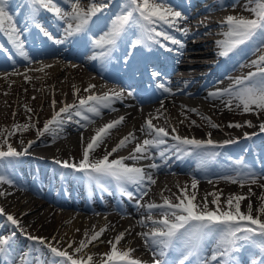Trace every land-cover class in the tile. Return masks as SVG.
Here are the masks:
<instances>
[{
  "label": "bare ground",
  "instance_id": "obj_1",
  "mask_svg": "<svg viewBox=\"0 0 264 264\" xmlns=\"http://www.w3.org/2000/svg\"><path fill=\"white\" fill-rule=\"evenodd\" d=\"M85 1L79 0L82 7ZM119 1L110 0L111 5L92 18L90 32L87 35L80 34L64 44L53 43L30 24L29 31L24 33L27 59L19 55L6 34L0 32V45L7 49V51L0 49V150L7 151L5 138L7 143L18 151L27 148V154L18 158H7L0 163V174L11 181L0 183V193H4L0 195V207L4 208L6 214L13 215L20 222V227H16L7 221L6 215H0V239L8 240V244L3 245L5 251L0 252V264H61L62 258L55 256L48 245L66 250L76 259L87 261V256L92 255L93 264H104L106 257L103 254L111 250L109 241L115 242V237L121 232L125 235L117 245L119 251L132 249L130 258L140 260L143 264H154V259L160 257L153 255L152 246L146 245L144 237L139 234L145 232V227L153 228V220H159L153 215L155 210L160 211L159 213L164 211L161 208L149 210L147 207L149 203L156 201L157 198L163 201L169 198L178 202L171 193L160 192L161 189L171 192L166 184L174 187L181 195L180 198H183L181 189H186L189 197L195 196L193 202L196 204H202L206 195L208 204H212L215 197L211 194L215 193L220 197L219 202L223 201L225 204L220 206L221 209H227L229 196H245L246 199L240 201L241 211L246 213L247 206L251 203L253 216L259 215L258 209L262 203L261 197H264V189L239 190V183H235L237 185L229 187L222 193L213 189L215 185L223 184L222 179H227L228 184H234L228 178H236L243 173L230 164L232 159L242 162V155L245 153L243 156L245 166L248 165V159L254 166L257 165L258 159L264 160V154L257 153L248 146L251 137L237 139V131L244 132V129L250 127L246 122L250 121L251 127H260L263 120L254 118L231 120L234 118L231 116L260 113L261 110L253 108L249 112H244L242 106L236 107L237 102L233 98L227 95L216 97L210 95L229 88L235 79L257 70L256 67H250L246 74H240L238 65L228 64L230 56L241 46L228 56L219 55L220 47L217 42L226 39L221 30L228 28L226 18L234 15L232 12L236 6L235 0H166L176 10H180L184 5L189 9L199 8L195 15L189 13L184 15L186 19L178 21L176 27L156 26L159 31L167 32L181 41L184 47L172 44L163 37H156L159 43L149 41V46L140 44L132 47L141 36V30L137 26V30L133 32L127 30L120 38L113 50L116 61L110 69H106L98 64L102 59L99 57L102 50L94 47L91 41L107 31L108 22L114 17ZM20 2L21 0H11V9H15L16 4ZM56 2L62 8L70 5L68 0ZM246 2L249 3L250 0ZM202 4L205 6L201 7ZM25 18L26 13L23 12L16 18L21 29L25 26ZM198 18L201 20H196ZM37 19L56 37L63 36L64 21L52 13L42 10ZM199 25L202 26L201 29H198ZM255 49L251 52L254 50L255 53ZM93 56L98 58L92 59ZM110 59L111 57L104 61L106 67ZM204 60L206 62H203ZM251 63L252 60L247 58L243 64L248 66ZM205 69L206 72L201 73ZM153 71L159 75L153 77L151 75ZM164 75L170 77L171 87H178L176 93L172 89L170 92L156 90L155 82L163 81ZM120 77L126 81L124 88L118 85ZM143 82L149 89L146 99L141 101L137 95L129 93L131 87L140 88L144 85ZM8 83L14 88L27 84L26 96H20L15 105L9 97L12 91H3V86ZM90 85L95 87L89 89ZM32 90L37 91L35 96L30 95ZM120 92L123 93L120 98L113 99L108 107L100 108L101 116L95 115L88 121L84 119L74 124L77 117L75 112L77 110L84 112L87 109V106L79 108L80 98L89 95L111 96ZM6 94L9 98L2 99ZM36 96L40 98L39 103L29 102L30 98L34 99ZM229 100L232 101L231 108L226 106ZM6 105L10 107L12 114L1 113V108ZM16 105L23 106V110H17ZM65 105L77 106L70 110L72 118L68 121L71 123L51 125L49 132L38 134V130L43 129L45 122L52 119ZM120 108L124 109L118 112ZM24 115L25 124L29 127L26 130H17L18 135L15 137L8 136L11 131L7 130L5 123L10 120L17 124L25 122ZM66 116L68 114H63L61 119L64 120ZM120 117H124V120L118 127L125 128V124H131L132 130L129 133H133L134 136L141 131L146 119L153 118L162 122L157 123L158 127H163L170 133L165 138L167 143L153 149L147 159L125 160L130 166L143 168L146 175L155 179V184H150L147 180L139 185L125 184L122 191L121 185L115 180L101 183L90 181L83 173L66 169L56 163L57 160L71 162L73 158L78 163L82 159L84 147L95 135V130ZM196 117L198 121H194ZM202 117H209L211 123L218 127H211L209 120ZM183 118L189 122L183 121ZM230 124H240L241 127H229ZM173 128L175 132L172 131ZM177 134L182 138L205 141L210 138L216 141V144L195 150L189 147L190 154L176 153L173 145L178 142L173 136ZM120 136L121 133L118 135L111 133L104 143L90 153V160L100 159L111 153L125 137ZM227 140L234 142L225 144L224 141ZM29 142H32L30 147ZM142 142L133 140L127 142L126 146L112 153L109 160L128 157L136 145ZM245 144L248 146L246 149ZM159 150L164 151L166 155L161 157ZM153 162L158 165L157 168L149 167ZM169 163H173L172 166L168 165ZM171 173L177 174V177H171ZM193 180L198 182L195 189L191 187ZM127 191L132 193L134 200L125 198ZM166 194L167 197L163 198ZM107 200L116 201L118 204L125 200L127 207L124 208V213L117 214V204L113 208L106 202ZM131 216L133 219L128 222V217ZM102 228H106V231L98 239L91 240V237ZM28 236L44 238L45 243L41 244L38 240L29 239ZM216 239L217 237L211 234L206 236L201 243L200 259L191 257L186 264H200V260L203 259H208L209 264H216L210 260L215 250ZM81 240L86 242L87 247L81 253H75L74 250ZM177 257L178 254L170 249L165 258ZM238 259L242 264H251L252 259L259 261L261 257H253L250 252H245Z\"/></svg>",
  "mask_w": 264,
  "mask_h": 264
},
{
  "label": "snow or ice",
  "instance_id": "obj_2",
  "mask_svg": "<svg viewBox=\"0 0 264 264\" xmlns=\"http://www.w3.org/2000/svg\"><path fill=\"white\" fill-rule=\"evenodd\" d=\"M68 2L71 10H65L59 6L56 0H21L19 4H16L15 9H11V0H0V32L5 33L16 52L27 59L28 53L25 51L26 37L24 33L29 31L30 24L39 29L43 36L53 41V43L64 44L80 34L87 35L90 32L89 25L92 18L108 8L110 0H92L87 9L80 5L79 0H68ZM42 10L48 11L59 20L64 21L65 26L62 37H56L53 32L48 31L38 22L37 18ZM245 10L250 11L254 18L237 16H228L226 18L228 30L223 33L226 39L217 42L218 46L222 48L219 55L228 56L230 52L253 40L259 41V50L264 52V0H250V4L245 6ZM22 12L26 13L23 29L18 27L16 19ZM184 19L186 17L183 13L168 4L166 0H125L122 5V11L111 19L107 31H104L98 38L93 39L91 43L94 47L102 50L99 53L100 58H109L126 31L132 26H138L141 30V36L132 47L140 44L149 46V41L159 43L156 37H163L164 40H169L172 44L180 45L183 48L184 45L181 41L175 39L167 32L157 31L156 26L167 25L176 27L177 22ZM184 31L187 34V29ZM0 49L7 51L4 45H0ZM97 58V56L92 57V59ZM252 64L257 69L255 72H250L245 77L235 79L229 88L218 90L210 95L214 97L227 95L237 102L236 107L242 106L244 112H249L253 108L264 110V54H261ZM152 75L158 76L159 73L153 72ZM94 87V85H90L89 89ZM159 87L164 88L165 91H171L164 84H160ZM89 89H85V91ZM122 95V92L111 96L108 94L103 96L89 95L86 98H80L79 108L83 109L87 106L89 112L95 113L96 116H101L100 108L108 107L113 99H118ZM226 106L231 108L232 101L226 102ZM53 107H55L54 100ZM76 107V105H65L59 113L54 114L52 119L45 122L43 129L38 130V134L43 135L49 132L51 125L62 124L63 120L61 117L63 114H68L67 118L71 119L70 110ZM27 110L31 111V109ZM191 111L197 110L191 109ZM75 115L80 116L81 112L77 110ZM202 118L209 120L211 123L209 117ZM85 119L88 118L85 117ZM123 120L124 117H120L118 120L111 121L95 130V135L91 137L86 147H84L82 159L78 163L74 158L71 162L68 160H57L56 163L61 164L66 169L83 173L90 181L101 183L107 180H115L121 185L122 191H124L123 185L125 184L139 185L145 180L150 184H155V179L150 175H146L143 168L130 166L125 163L127 159H147L153 149L167 143L165 138L170 133L163 127L154 126L152 119L147 120L141 130H147V134L153 136V138L144 139L142 143H138L133 153L128 157L109 160V156L112 153L126 146L127 142L135 139L133 133L123 137L112 149L111 153L105 154L100 159L90 160V153L104 143L105 139L111 134V130L120 125ZM193 123L195 122L193 121ZM246 123L248 126H252L250 121ZM28 127L29 125L27 124L13 125V130L8 133V136L13 135L19 129L26 130ZM84 127H87V125H84ZM211 127L215 128L218 125L211 123ZM229 127H241V125L230 124ZM260 127L264 131V124ZM172 131L175 132V128ZM173 139L178 142L173 145V149L176 153L181 154H190L189 147L192 150L202 149L206 145H214L216 143L210 138L205 141L188 137L182 138L178 134L173 136ZM81 141L83 142V137H81ZM233 142L231 140L224 141L225 144ZM4 143L7 145V151L0 150V163L7 158H18L27 154V148L23 151H18L10 143H7L6 138ZM31 143L29 142V147ZM159 154L161 157L166 155L164 151H160ZM149 167L157 168L158 165L152 163ZM228 179L233 183L243 184L245 181L255 183L257 177L252 173H246L236 178L229 177ZM5 182L11 183L10 180H6L4 175L0 174V183ZM197 183L196 180H193L192 189L197 187ZM181 193L183 198L177 197V203L165 198L163 204L149 203L147 205L149 210L156 208L164 210L160 220L152 221L154 227L150 232L139 234L144 237L146 245L152 246L153 255L160 257L154 259V264H186L191 257L199 260L202 251L201 243L210 234L217 237L215 250L210 256V260L216 262V264H242L238 257L245 252H250L253 257H261L259 261L252 259L251 264H264V219H262L264 217V197H261L262 203L258 209L259 215L254 217L251 203L248 204L246 213L241 211L240 201L246 199L245 196H229L227 198V209H221L219 204L220 197L212 193L211 195L215 197L212 200V204L216 207L210 209L207 195L202 204H196L193 202L195 196L189 197L186 189H181ZM126 194L131 198V192H126ZM144 194L146 195L147 192ZM0 195H4V193H0ZM0 215H6L7 221L16 227H20L19 220L11 214H6L3 207H0ZM104 231H106V228L100 229L99 232H96L91 237V240L98 239ZM124 235L125 233L121 232L115 237V242L109 241L111 250L103 254L106 257L104 264H143L140 260L130 258L132 249L123 252L118 250L117 245ZM28 238L38 240L41 244L45 243L44 238L34 236H28ZM7 244L8 240L6 238L0 239V252L5 251L3 245ZM48 247L55 256L62 258L61 264H93L92 255H88L87 261H85L84 259L74 258L66 250H61L52 245H48ZM69 247H71V244H69ZM86 247V242L81 240L74 251L75 253H81ZM170 249L173 253L178 254L177 259L165 258ZM200 264H209V261L208 259H203L200 260Z\"/></svg>",
  "mask_w": 264,
  "mask_h": 264
},
{
  "label": "rangeland",
  "instance_id": "obj_3",
  "mask_svg": "<svg viewBox=\"0 0 264 264\" xmlns=\"http://www.w3.org/2000/svg\"><path fill=\"white\" fill-rule=\"evenodd\" d=\"M246 1L247 0H235L234 5H236V6H235L234 11L232 12V13H234L233 16L245 17V18H247L249 16H253L250 11L245 10V6L250 4V2L247 3ZM91 2H92V0H86L83 8L87 9ZM124 3H125V0H120L119 1L118 9L114 12L115 15L122 11V5ZM110 5H111V3H109V6ZM194 8L191 10V12L195 11ZM64 9L71 10L70 9V5L69 6H68V4L65 5ZM201 18L203 19L204 17H201ZM201 18L200 19L198 18L196 20L200 21ZM110 21L108 22L109 25H110ZM136 27L137 26L130 27L128 29V32H133V31L137 30ZM201 28H202V26L199 25L198 29H201ZM227 30H228V28L227 29L224 28V29L221 30V32H226ZM157 31H159V29H157ZM259 45H260L259 41H256V40H253L251 42L246 43L241 49H239V51L237 52V54L233 58V60L232 59L228 60V64L231 65L233 63L234 66L238 65L237 68L239 69V73L240 74H246L250 67H255L252 63L249 64L248 66H245L243 63L246 61V59L248 58V60H252V62H253L254 60H257L261 54H264V52L259 50V47H260ZM254 48H256L255 49V53H253L254 50H253V52H251V50L254 49ZM111 55L113 57H115V55H113V52H112ZM244 57H245V59H244ZM241 58H242V61H240ZM37 81H38V83H40L39 80H37ZM26 88H27V84L26 83H24L21 86H19V88H14L11 85V83H8L6 86H3V91H9V90L12 91V94L9 95V97L13 100L12 104L15 105L16 100L20 96H22V97L26 96V92H25ZM36 93H37L36 90H32L30 92V95L35 96ZM9 97H8V94H6V95H4L2 97V99H8ZM33 101L36 102V103H39L40 102V98L36 96L34 99H32V98L29 99V102H33ZM16 109L17 110H23V106L16 105ZM46 110H47V108H46ZM1 113L12 114L13 112L10 109V107L6 105V106H3L1 108ZM25 117H26V115L23 116L24 120L26 119ZM231 117H234L231 120H235V121L246 120V119H249V118H254V119H257V120L261 119V120H263L262 124H264V110H261L260 113H253V114H249L248 113V114H243V115H235V116H231ZM63 121L65 122L66 118ZM146 121H147V119H146ZM183 121L189 122L186 118H183ZM194 121H198V118L197 117L194 118ZM152 122H153V125H155L157 127H158L157 123L158 124H160V123L162 124V122L160 120L158 121L155 118L152 119ZM25 123H26V120H25V122H21L20 124H17L13 120H10V121L5 123V127L7 128L8 131H12L13 130V125H24ZM262 124H260V125H262ZM124 127L125 128H119L117 126L116 128L112 129L111 130L112 135H118L119 133H121L120 137H122V136L127 135L132 130V129L130 130V128H132V125L129 124V123L125 124ZM120 129H122V130H120ZM125 129L127 131H125ZM141 129H142V127H141ZM16 135H18V134L15 131L14 134H13V137H15ZM143 135H148L147 137L153 138V136L147 134V130H145V131L141 130L140 132L135 134V139L133 141H136V142L139 141L138 140L139 137H142ZM237 135H238L237 139H240L242 137H251L252 139H250L251 142H248L249 143L248 146L253 148V151L255 150V152H257V153L264 154V131L261 130V127H259V126L248 127L247 129H244V132L237 131ZM252 136H254V137H252ZM139 142H141V141H139ZM248 146L245 144L244 149H246ZM243 156H245V153H243V155H242V160H243L242 162L239 161V160H236V159H232L230 161V164L232 166L236 167V169H239V172H243L240 175H244L246 173H252V174H254L257 177V179H256L255 183H252L250 181H245L243 184L239 183V186H238L239 190H243V189H245V190H252V189L253 190H263L264 189V164H263L264 160H259L258 159L257 165H261L262 167L261 168H257L256 167L257 165L254 166V163L251 160L248 159L247 160V164L249 165V167H248V165L245 166L246 162L244 161V157ZM230 157H233V156L230 155ZM226 160H229V158H226ZM222 183H223L222 185H215L213 187V189L217 190L218 193H222L225 190H227L229 187H234V185L238 184V182H237V184H235V183L234 184H228V180L227 179H222ZM166 185L168 186V189H170L171 192H168V190H164V189H161L160 192L168 193V194L171 193L174 196L173 198L181 197L179 192H177L174 187H172L171 185H168V184H166ZM168 194L163 195V198L167 197ZM167 199H169V198H167ZM169 200H171V199H169ZM171 201L173 203H177L174 200H171ZM156 202L160 203V202H164V201L161 198H159V200L157 198ZM219 204H220V206H225L223 201L219 202ZM208 207L210 209H214L216 206L214 204H208ZM141 217L145 218L146 216H141ZM148 229H152V226L144 228L145 231L148 230Z\"/></svg>",
  "mask_w": 264,
  "mask_h": 264
}]
</instances>
